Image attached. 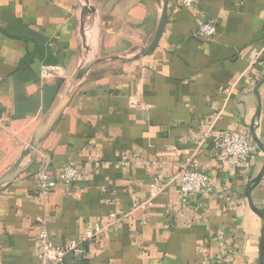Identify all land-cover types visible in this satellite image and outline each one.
Instances as JSON below:
<instances>
[{
  "label": "crops",
  "instance_id": "crops-1",
  "mask_svg": "<svg viewBox=\"0 0 264 264\" xmlns=\"http://www.w3.org/2000/svg\"><path fill=\"white\" fill-rule=\"evenodd\" d=\"M83 4L94 12L86 19ZM159 13L155 0H0V175L78 66L132 56L151 41ZM207 18L216 23L210 38L197 34ZM262 78L264 0H166L156 47L92 67L31 167L0 191V264H36L42 219L56 246L83 241L85 255L68 253L64 264H258L264 217L247 191L264 166L250 132L264 146V84L254 92ZM227 130L249 136L247 163L217 160L212 137ZM186 157L212 188L182 204ZM44 160L56 177L73 162L75 180L37 195ZM250 197L264 215V173ZM111 211L126 220L85 240L87 224H108Z\"/></svg>",
  "mask_w": 264,
  "mask_h": 264
},
{
  "label": "built area",
  "instance_id": "built-area-1",
  "mask_svg": "<svg viewBox=\"0 0 264 264\" xmlns=\"http://www.w3.org/2000/svg\"><path fill=\"white\" fill-rule=\"evenodd\" d=\"M181 7H195L198 0H177ZM216 32V23L212 19H204L197 28V34L210 38ZM44 76L51 75L50 68L42 69ZM206 136H201L204 139ZM213 147L216 150L217 160L229 167H236L248 162L253 152V144L248 135L227 130L217 133L212 137ZM77 176V169L73 162L67 161L63 164L60 173L53 175L49 171V161H41L34 172L36 187L34 192L39 196H46L55 188L58 182L64 184L72 183ZM177 178L179 180V201L182 204L188 203L190 197L206 195L211 191V181L207 174L198 170L192 162L191 157H186L184 162L178 166ZM109 222L106 225L100 223L87 224L85 240H91L102 233L108 225L126 220V214H117L114 211L109 213ZM36 264H64L65 257L69 253L74 258H81L85 255L83 241L72 239L66 246L58 247L53 243L51 234L45 219L40 220L37 234Z\"/></svg>",
  "mask_w": 264,
  "mask_h": 264
},
{
  "label": "water",
  "instance_id": "water-1",
  "mask_svg": "<svg viewBox=\"0 0 264 264\" xmlns=\"http://www.w3.org/2000/svg\"><path fill=\"white\" fill-rule=\"evenodd\" d=\"M155 2L159 7L160 13H159V20L155 33L149 44L146 46L138 47V52H136L132 56H125L124 54H110V55L97 56L86 62L81 63L80 66H78V68L68 79L56 103L44 116V118L40 121V123L38 124L32 135L30 136L26 146L23 148L18 158L2 175H0V191L3 190L15 178H17L21 173L27 171L31 167L38 152L41 150V147L44 141L46 140L48 134L53 129L54 125L62 115L63 111L70 103L72 97L74 96V94L76 93L79 87L80 82L87 75V73L90 71L92 67L108 60H124V61L136 60L142 58L143 56H146L156 47L161 37L165 24L166 0H155ZM82 13L86 19V17L91 16L94 12L87 4H83ZM262 84H264V78H262L257 82L254 88V92L256 94L258 93V88ZM258 114H259V109H257L256 116ZM250 132H251L252 140L257 144L259 149L264 152V146H262V144L256 138L253 126H251ZM263 173H264V166L261 169L259 175L254 180H252L250 184L251 186H249V190L247 191L248 204L251 210L261 217H264V215L262 214V212H260L254 207L250 197V191L252 187L259 182ZM263 243H264V225L262 226L261 229L258 264H263L262 263Z\"/></svg>",
  "mask_w": 264,
  "mask_h": 264
},
{
  "label": "trees",
  "instance_id": "trees-1",
  "mask_svg": "<svg viewBox=\"0 0 264 264\" xmlns=\"http://www.w3.org/2000/svg\"><path fill=\"white\" fill-rule=\"evenodd\" d=\"M85 248V247H84Z\"/></svg>",
  "mask_w": 264,
  "mask_h": 264
}]
</instances>
